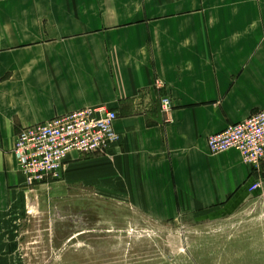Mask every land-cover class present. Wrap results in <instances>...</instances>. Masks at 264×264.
Here are the masks:
<instances>
[{"label":"crops","instance_id":"crops-1","mask_svg":"<svg viewBox=\"0 0 264 264\" xmlns=\"http://www.w3.org/2000/svg\"><path fill=\"white\" fill-rule=\"evenodd\" d=\"M88 108L118 114L120 142L29 187L18 134ZM262 110L264 0H0V264L26 263L46 187L113 196L160 224L233 216L264 164L211 156L208 139Z\"/></svg>","mask_w":264,"mask_h":264},{"label":"rangeland","instance_id":"rangeland-1","mask_svg":"<svg viewBox=\"0 0 264 264\" xmlns=\"http://www.w3.org/2000/svg\"><path fill=\"white\" fill-rule=\"evenodd\" d=\"M33 195L39 211L22 235L25 264H264L262 182L236 214L209 222L156 223L97 191L69 197L59 186Z\"/></svg>","mask_w":264,"mask_h":264},{"label":"built area","instance_id":"built-area-1","mask_svg":"<svg viewBox=\"0 0 264 264\" xmlns=\"http://www.w3.org/2000/svg\"><path fill=\"white\" fill-rule=\"evenodd\" d=\"M169 113L171 102L162 100ZM118 114L106 108H88L23 128L18 134L13 154L29 187L61 179L72 154L88 156L106 152L120 142L115 131ZM211 156L234 150L254 168L264 164V110L230 126L208 139ZM258 182L250 188L260 189Z\"/></svg>","mask_w":264,"mask_h":264},{"label":"water","instance_id":"water-1","mask_svg":"<svg viewBox=\"0 0 264 264\" xmlns=\"http://www.w3.org/2000/svg\"><path fill=\"white\" fill-rule=\"evenodd\" d=\"M31 201H32L33 203L30 205V207H32V206L34 207V205L36 204V202H35L34 199H32Z\"/></svg>","mask_w":264,"mask_h":264}]
</instances>
